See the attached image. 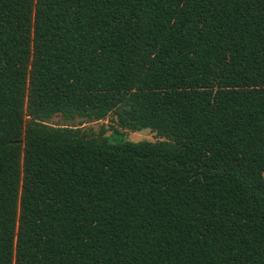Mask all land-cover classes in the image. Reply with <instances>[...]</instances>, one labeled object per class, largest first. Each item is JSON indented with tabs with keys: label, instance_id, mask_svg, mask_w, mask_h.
<instances>
[{
	"label": "trees",
	"instance_id": "1",
	"mask_svg": "<svg viewBox=\"0 0 264 264\" xmlns=\"http://www.w3.org/2000/svg\"><path fill=\"white\" fill-rule=\"evenodd\" d=\"M0 264H264V0H0Z\"/></svg>",
	"mask_w": 264,
	"mask_h": 264
},
{
	"label": "rangeland",
	"instance_id": "2",
	"mask_svg": "<svg viewBox=\"0 0 264 264\" xmlns=\"http://www.w3.org/2000/svg\"><path fill=\"white\" fill-rule=\"evenodd\" d=\"M79 120L75 121L73 125H78ZM51 125L55 126H63L69 125V123H65L60 116L54 117L50 122ZM114 125L109 121V118L105 121L99 122H89L85 123L81 126V128L92 134H97L101 128H107ZM110 129V128H107ZM107 139L112 143L118 142H141V141H148V142H155L157 138L154 133L150 132L149 130H143L140 132L132 133V132H120L119 134L111 135V131L108 130L106 132Z\"/></svg>",
	"mask_w": 264,
	"mask_h": 264
}]
</instances>
